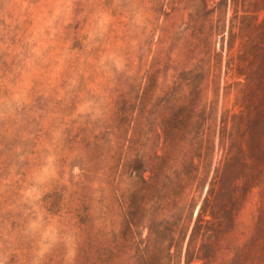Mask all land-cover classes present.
Segmentation results:
<instances>
[{
    "label": "rangeland",
    "instance_id": "1",
    "mask_svg": "<svg viewBox=\"0 0 264 264\" xmlns=\"http://www.w3.org/2000/svg\"><path fill=\"white\" fill-rule=\"evenodd\" d=\"M0 264H264V0H0Z\"/></svg>",
    "mask_w": 264,
    "mask_h": 264
}]
</instances>
